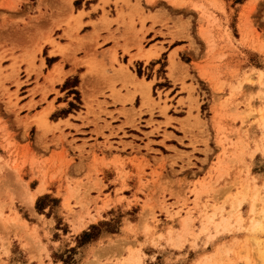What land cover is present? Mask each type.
I'll list each match as a JSON object with an SVG mask.
<instances>
[{
	"label": "rangeland",
	"instance_id": "obj_1",
	"mask_svg": "<svg viewBox=\"0 0 264 264\" xmlns=\"http://www.w3.org/2000/svg\"><path fill=\"white\" fill-rule=\"evenodd\" d=\"M7 1L0 0V264H44L43 257L49 252L54 261L62 264L125 263L128 254L132 259L127 264H264V77L259 75V70H264V0H228L225 8L213 2L211 5L221 18L210 15L205 53L199 54L200 47L188 34L194 29L192 16L173 22V29L187 34L191 46L180 54L184 62L180 63L181 78L172 74L171 57L168 68L164 54L157 61L159 76L168 69L173 83L158 80L151 88V74L142 62L130 66L133 73L120 62L118 69L113 70L124 69L125 74H118L123 80L115 88L111 74H98L94 67H88L87 73L94 78L89 89L113 97L121 105L119 112L124 121L118 120L116 128L122 135L114 132L119 141H108L107 148L138 149L141 143L151 150L152 156H159L153 157L157 164H164L166 158L172 160L169 175L162 166L147 175L149 179L144 183L141 181L138 189H152L150 196L121 197L124 202L119 199L103 218L100 210L108 205L109 195H104L107 199L103 205L96 204L103 184L95 172L93 189L97 195L92 201L82 195L75 196L72 204L69 198L64 200V208L70 214L79 206L88 221L96 220L80 231L78 226L68 229L59 213L60 200L51 193L30 201L29 194L33 193L20 176L22 165L27 164L22 175L28 179L39 172L43 174L47 163L56 165L49 168L54 170L52 177L64 174L63 169L66 174L70 167L87 165L89 151L76 145L73 137L65 140L67 134L62 133L59 122H52L59 112L53 113L49 121L45 111L32 114V101L24 103L37 91L43 98L48 91L38 83L39 78L48 79L42 63L47 50H41L40 45L50 44V54L61 52V45L51 32L40 42L36 39L46 32L41 0H24L19 13L14 11L15 4L8 10L4 6ZM119 1L125 2L114 3ZM32 5L37 18L31 12ZM62 25L65 35L70 23L65 21ZM144 51L140 58L145 61L155 54L146 49L149 54L144 55ZM135 56L138 55L131 54L128 63ZM51 60L46 58L47 65ZM78 60L73 59V63ZM81 69L77 67L61 84V90L66 89L62 96L69 97L68 109L79 107L80 89L85 95L84 75L79 78ZM164 87L168 89L164 91ZM55 132L61 135H54ZM177 134L187 137V144ZM103 136L107 140L108 136ZM149 136L156 141L148 140ZM60 138L66 141L65 146L46 157L49 147H56ZM165 139L189 150L169 145L167 148L173 149L175 155H162L161 150L167 151ZM27 142L41 152L28 147ZM22 143L29 148L24 149L27 162L17 150ZM124 158L117 157L115 163L122 181L129 175L122 167ZM173 166L180 173L192 170L190 179L195 181H187L185 173L176 176L178 171ZM198 174L203 176L197 179ZM32 203L36 212L44 215L30 214ZM51 215L55 224L49 225L51 221L47 219ZM136 217L141 229L129 222ZM38 218L42 222L40 230L32 224ZM126 223L133 231L125 230ZM139 230L142 234L135 236ZM126 233L134 238H123Z\"/></svg>",
	"mask_w": 264,
	"mask_h": 264
},
{
	"label": "crops",
	"instance_id": "obj_2",
	"mask_svg": "<svg viewBox=\"0 0 264 264\" xmlns=\"http://www.w3.org/2000/svg\"><path fill=\"white\" fill-rule=\"evenodd\" d=\"M124 1H119L115 4L114 0H41L40 10L44 15V19L42 20L46 21L44 27L46 28V32L40 37L36 36V39L40 42L46 33L51 32L52 37L61 45L60 49L62 53L56 50L50 54L49 51L52 49L50 44L44 42L40 45L41 50L44 48L47 50L46 55L42 57V63L44 67L43 72L48 74V79L39 78L38 83L42 84V88L45 87L48 91L45 98L42 97L40 91H37L33 97H27L24 103L32 101L34 107L32 114L45 111L49 121L53 113L59 112L55 117L56 119H53L52 122H59V128H63L62 133L67 134L65 137L66 141L70 137H73L75 139L73 142L76 145L81 146L85 151H89L87 157L88 164L80 168L70 167L66 174L63 169L64 174H55L53 177L51 173L54 170L49 168L56 165L49 163H47L48 167L43 174L39 172L28 179H24L22 175L25 172L27 164L22 165L19 172L26 182L25 185L28 191L33 193V195L29 194L30 201H33V198H37L44 193H51L52 196L60 200L59 213L62 215L64 223H66L69 230L78 226V230L80 231L86 229L90 223L96 221H88L85 210L79 206L73 208L75 212L73 214H70L64 208V200L66 198H69L70 204L77 198L75 196L81 195L87 201H92V198L97 195L96 191H94L95 189H93L96 184L95 180H93L95 172H98L97 177L100 178L103 184L101 195L96 204L99 206L103 205L104 199H107L104 195H109L108 200H106L108 205L100 210V216L103 218L104 213L113 208V205L116 206L119 199H122V203L124 202L121 197L131 198L137 196L143 199L146 196H150L152 189H138L141 181L144 183L145 179H149L147 175L154 169H161L162 166L165 168L166 174L169 175L168 168L171 165L169 162L172 160L171 158H166V160L163 159L166 161L164 164L163 161L157 164V161L153 157L158 158L159 156L157 154L156 156H152L151 150L145 148L141 143H139L140 147L138 149L126 147L123 151H115L107 148L108 141H119L114 138L115 134L117 136L122 135L121 131L116 128L120 124L118 120L124 121L119 112L121 105L113 97L102 96L100 93H95L97 90L92 92L89 89L94 83V78L87 73L88 67H94V70L98 74H101L102 71L111 74L110 80L113 82L112 84H114L115 88H118L123 80V77H120L118 74H125L124 69L116 70L115 72L113 70V68L118 69L120 62L127 65L130 73H133L130 66H133L134 63L142 62L143 68H146V71H149L151 74L149 79L152 81L151 88L158 80H167L169 83H173L171 77L168 76V69L164 72V76H159L157 69H159L160 63L157 61L164 54L165 67L168 68L171 57L173 59L171 64L172 74L174 77L181 78L183 71L180 63L184 62L180 59V54L191 46L187 34L183 32L178 33L173 29L172 23L183 21L186 17L192 16L194 29L193 31L189 30L188 34L193 38L194 43L200 47L199 54L205 53L207 50L206 39L210 37V22L212 21L210 15L213 13L217 19L221 18V14L217 13L211 4L216 1L225 8L228 2V0H184L186 1L185 3L182 0ZM23 2L24 0H9L4 6L9 10L15 4L14 11L19 13L18 9L22 10ZM7 4H9L8 7ZM34 8L35 6L32 5L31 12L37 18L38 13ZM29 14L31 15V13ZM65 21H69L70 27L66 29V34L64 35L65 31L62 24ZM61 22L60 26L56 25ZM57 30H59V33L56 34ZM146 49H151L155 53L147 61L140 58L142 50L146 51ZM131 54L138 56L133 57L130 63H128ZM46 58H52L50 65H47ZM73 59L79 60L74 64ZM77 67L82 68L79 78L81 79V75H84L83 85L85 95H83L80 89L81 98L78 104L79 107L68 109L69 97L65 99L62 96L66 89L61 90V84L66 78L76 72ZM60 72H63V74ZM98 74H96L95 80L99 78ZM187 81L188 79H186ZM175 86L177 85L175 84ZM167 89L166 87L163 88L164 91ZM104 92L106 93L107 91ZM121 93L125 94L124 89H121ZM128 107L129 104L127 103L126 108ZM180 109L185 110L184 107H180ZM108 122L109 124H107ZM54 135L61 134L55 132ZM103 135L108 136L107 140ZM177 136L183 138L182 134H177ZM186 138L182 139L185 144H187ZM148 140L156 141V139L150 136ZM66 141L60 138L56 147H49V154L46 157L49 158L59 153L61 146H65ZM123 141H126V139ZM27 143H29L27 146L34 151L41 152L39 151L40 149L38 150L30 142ZM163 145L167 151L165 153L161 150L162 155H175L173 149L167 148L169 145L182 151L189 150V147L181 148L166 139ZM148 147L155 149L152 143H148ZM118 148L122 149L119 146ZM24 149L29 148H25L24 143H22L17 150L19 154L23 155V157L25 156L23 161L27 162L26 156H28V153ZM117 157H125L122 167L124 170H127L129 175L123 181L118 177L117 169H119V166L115 164ZM130 157H134V159L131 161ZM102 159L104 160L102 161ZM182 160H185V158ZM19 161H22V157H20ZM175 162L177 165H180L178 160ZM141 168L142 172L140 171ZM173 168L178 171L176 176L185 173L184 176L187 181H195V179H190L192 177V170H185L180 173L176 167L173 166ZM163 174L165 175L164 171ZM203 175L198 174L197 179ZM6 177L7 175L4 178ZM4 182H7V180H4ZM92 205L93 203H90L89 206L91 207ZM29 211L32 215L34 213L38 216L44 215L36 212L33 203ZM38 220V222H32V224L36 225L37 230H40L42 222L40 218ZM47 220L51 221L48 222L49 225L55 224L53 215ZM85 221L87 222L84 223ZM129 222L132 225L137 224L138 229H141L139 218L136 217L134 221L129 220ZM141 225L143 226V224ZM30 226L31 224H29ZM127 226L126 223L125 230H129ZM54 230L58 231L59 229ZM140 233L142 234V231L139 230V232L135 233V236H140ZM123 238L131 241L134 237L126 233ZM128 256H126V259ZM47 257L51 259H47ZM47 257H43L44 264H62V262L52 259L51 252H49ZM127 263L125 261V263L118 262L117 264Z\"/></svg>",
	"mask_w": 264,
	"mask_h": 264
},
{
	"label": "bare ground",
	"instance_id": "obj_3",
	"mask_svg": "<svg viewBox=\"0 0 264 264\" xmlns=\"http://www.w3.org/2000/svg\"><path fill=\"white\" fill-rule=\"evenodd\" d=\"M149 54L148 51H145L144 55ZM260 78L264 77V70H259ZM208 220H212V218L208 217ZM131 256L129 255L126 259V262H129L131 260ZM139 264V263H138Z\"/></svg>",
	"mask_w": 264,
	"mask_h": 264
}]
</instances>
